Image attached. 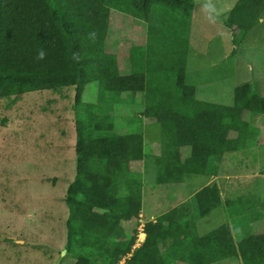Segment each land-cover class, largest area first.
Here are the masks:
<instances>
[{"label":"trees","instance_id":"1","mask_svg":"<svg viewBox=\"0 0 264 264\" xmlns=\"http://www.w3.org/2000/svg\"><path fill=\"white\" fill-rule=\"evenodd\" d=\"M194 4L0 0V103L9 109L23 95L48 92L63 98L69 89L80 102L74 118L76 177L62 198L70 213L68 253L76 257L74 264H217L228 259L264 264V232L251 227L264 216L252 195L225 200L224 207L240 204L239 212L198 236L195 219L218 206L210 197L216 186L146 221L145 239L134 249L143 187L134 166L143 160V136L116 134L113 117L96 106L141 96L143 118L161 127L154 160L158 185L181 184L188 175L216 177L224 155L254 147L259 138L252 120L264 116V97L250 84L236 87L228 106L198 100L186 81ZM112 10L146 26L144 40L128 48L125 74L118 57L106 51ZM263 13L264 0H238L230 9L223 23L236 47H245L251 31L261 27ZM85 88L96 91V103L81 100ZM245 112L251 115L248 121Z\"/></svg>","mask_w":264,"mask_h":264},{"label":"rangeland","instance_id":"2","mask_svg":"<svg viewBox=\"0 0 264 264\" xmlns=\"http://www.w3.org/2000/svg\"><path fill=\"white\" fill-rule=\"evenodd\" d=\"M237 1L195 0L186 81L195 87L198 100L230 106L235 88L246 82L253 86V93L264 97V48L258 47L256 55L251 49L264 43V26L251 31L248 48H238L223 23ZM212 9L214 14L209 13ZM134 20L110 12L106 51L118 57L123 74L128 68L124 70L128 48L142 42L146 34L145 24L140 21L143 31L142 24ZM76 96L74 89L63 98L34 92L20 97L9 109L0 103V264L75 263L76 257L68 253L70 213L62 198L76 177L74 118L75 105L80 103ZM140 98L134 95L120 104L96 106L113 117L116 134L143 136V161L134 166L143 181L134 249L144 241V236L139 238L144 213L160 216L174 202L192 201L210 186H216L210 197L218 206L199 220L200 233L229 223L230 216L239 212L240 204L224 207L225 200L252 195L253 205L258 204L264 216V116L252 120L259 128L256 145L225 155L222 175L211 183L208 177L188 175L183 183L172 186L173 191L156 184L154 160L161 145V127L143 118ZM96 99V91L85 88L81 100L96 103ZM250 116L245 112L243 119L248 121ZM251 227L254 233L264 232V218ZM221 264L233 263L224 260Z\"/></svg>","mask_w":264,"mask_h":264},{"label":"crops","instance_id":"3","mask_svg":"<svg viewBox=\"0 0 264 264\" xmlns=\"http://www.w3.org/2000/svg\"><path fill=\"white\" fill-rule=\"evenodd\" d=\"M195 6H196V3L194 4V8H195ZM234 6V5H233ZM232 6V7H233ZM232 7L230 8V9H232ZM230 11V10H229ZM208 13V12H207ZM207 13H206V17L207 16H209V15H207ZM209 13H212V14H214V12H213V9L212 10H209ZM229 13V12H228ZM193 16H194V13H193ZM210 17V16H209ZM193 19H194V17H193ZM260 23H261V25L260 26H264V13H263V15H262V18H261V20H260ZM225 29H226V27H225ZM227 30V29H226ZM227 32H229L228 30H227ZM228 34H230V37H231V40H232V42H233V38H232V36H231V33L229 32ZM191 37H193L192 36V32H191ZM190 40H192L191 38H190ZM259 45V44H258ZM257 44H255L254 45V48H251L252 49V54L253 55H256L257 54V52H255V50H257L258 49V47H263L264 48V43L262 44V45H259L258 46ZM255 46L257 47V48H255ZM234 47V46H233ZM245 47H247L248 48V45H247V43H246V41H245ZM230 52V51H229ZM251 59V58H250ZM260 77H261V75L255 80V81H258L259 79H260ZM255 78V77H254ZM253 78V79H254ZM243 84H250L251 85V83H248V82H246V83H243ZM242 84V85H243ZM251 87H253L252 85H251ZM217 104H220V103H217ZM227 155V154H226ZM144 156V155H143ZM226 156L224 155V157L223 158H225ZM143 161V160H142ZM224 166H223V159H222V161H221V165H220V173L216 176V177H211V178H209L210 179V183L212 182V178H217L218 176H220V175H222L223 174V171H224ZM221 178V177H220ZM209 184V183H208ZM174 185H177V184H164L163 186H169L173 191H174V187H172V186H174ZM142 193H143V187H142ZM177 202V201H176ZM184 202V201H183ZM223 203L224 202H222V205H223ZM178 204H180L179 202L178 203H175L174 202V204H172L168 209H166L164 212H168L170 209H172V208H174V207H176V206H178ZM221 205V206H222ZM211 213V212H210ZM144 216H145V220H144V222H146V221H155V218L156 217H158V214H156V215H152V214H145L144 213ZM264 218V217H263ZM200 220V219H199ZM199 220L198 219H195V225H196V231H197V234H198V236L199 237H201L203 234L202 233H200L199 232V226H198V222H199ZM144 239H145V234H144ZM228 260H232V263L233 264H240L238 261H236L235 259H228ZM222 262H224V261H222ZM222 262H220V263H218V264H221Z\"/></svg>","mask_w":264,"mask_h":264},{"label":"bare ground","instance_id":"4","mask_svg":"<svg viewBox=\"0 0 264 264\" xmlns=\"http://www.w3.org/2000/svg\"><path fill=\"white\" fill-rule=\"evenodd\" d=\"M139 238H140V239L143 238V235L141 234V235L139 236Z\"/></svg>","mask_w":264,"mask_h":264},{"label":"clouds","instance_id":"5","mask_svg":"<svg viewBox=\"0 0 264 264\" xmlns=\"http://www.w3.org/2000/svg\"><path fill=\"white\" fill-rule=\"evenodd\" d=\"M142 232H143V231H142ZM142 235L144 236V233H143ZM120 262H121V261H120ZM120 262H119V263H120ZM123 262H124V260H123ZM123 262H122V263H123Z\"/></svg>","mask_w":264,"mask_h":264},{"label":"built area","instance_id":"6","mask_svg":"<svg viewBox=\"0 0 264 264\" xmlns=\"http://www.w3.org/2000/svg\"><path fill=\"white\" fill-rule=\"evenodd\" d=\"M143 231V230H142Z\"/></svg>","mask_w":264,"mask_h":264}]
</instances>
